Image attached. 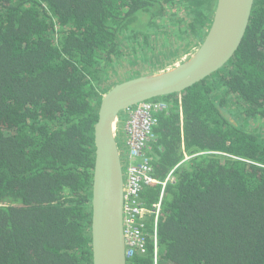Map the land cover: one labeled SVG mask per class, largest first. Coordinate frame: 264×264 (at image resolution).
I'll use <instances>...</instances> for the list:
<instances>
[{
  "label": "trees",
  "instance_id": "1",
  "mask_svg": "<svg viewBox=\"0 0 264 264\" xmlns=\"http://www.w3.org/2000/svg\"><path fill=\"white\" fill-rule=\"evenodd\" d=\"M216 5L0 0V264H93L94 125L109 69L144 56L173 8L186 13L178 36H206ZM160 99L169 107L147 150L158 183L140 199L152 210L162 198L161 211L128 264H155V230L157 264H264V0L225 68Z\"/></svg>",
  "mask_w": 264,
  "mask_h": 264
},
{
  "label": "water",
  "instance_id": "2",
  "mask_svg": "<svg viewBox=\"0 0 264 264\" xmlns=\"http://www.w3.org/2000/svg\"><path fill=\"white\" fill-rule=\"evenodd\" d=\"M255 0H217L212 23L198 50L167 70L120 81L107 91L94 125L92 186L93 264H128L125 238V165L118 125L137 104L178 95L225 68L251 22Z\"/></svg>",
  "mask_w": 264,
  "mask_h": 264
},
{
  "label": "built area",
  "instance_id": "3",
  "mask_svg": "<svg viewBox=\"0 0 264 264\" xmlns=\"http://www.w3.org/2000/svg\"><path fill=\"white\" fill-rule=\"evenodd\" d=\"M169 105L161 100L147 101L130 108L124 115L126 123L123 129L119 123V137L123 147L125 165V238L127 257L147 252V236L144 230L148 215L156 216V226L161 211L162 198L153 209H147L141 202L140 195L145 185L157 184L158 181L151 175L153 170L150 158L147 155L149 145L156 138L155 128L159 124L157 114L167 110ZM123 130V134L122 131ZM188 158V157H187ZM170 173L168 179L172 175ZM165 186L166 183H163ZM157 231L152 236L155 247V264L158 261Z\"/></svg>",
  "mask_w": 264,
  "mask_h": 264
},
{
  "label": "rangeland",
  "instance_id": "4",
  "mask_svg": "<svg viewBox=\"0 0 264 264\" xmlns=\"http://www.w3.org/2000/svg\"><path fill=\"white\" fill-rule=\"evenodd\" d=\"M168 11L169 16H172V13L175 12L177 16L174 22H164L166 27L163 32L166 31V34L151 38L150 49L145 46L143 47L144 50L139 53L140 55L145 54L144 56H138L137 60H132L131 54L127 53V58H123L121 62H117L118 64L111 66L109 69L110 80L107 81L108 87H112L120 81L130 80L137 76L160 72L157 69L161 70V68H165L163 71H166L168 68L171 69L178 63L188 60L200 47L205 35L199 38H186L185 36L177 35L176 23L178 22L176 20L177 18L186 17V13L176 8ZM119 127L120 125H118ZM255 128H259L261 134H264V126H255ZM118 141L123 150L120 137H118ZM122 159L124 161V156Z\"/></svg>",
  "mask_w": 264,
  "mask_h": 264
},
{
  "label": "crops",
  "instance_id": "5",
  "mask_svg": "<svg viewBox=\"0 0 264 264\" xmlns=\"http://www.w3.org/2000/svg\"><path fill=\"white\" fill-rule=\"evenodd\" d=\"M125 123H126V117L125 115L123 114L122 115V119H121V128L123 129V127L125 126ZM121 129L122 131V134H123V130Z\"/></svg>",
  "mask_w": 264,
  "mask_h": 264
},
{
  "label": "bare ground",
  "instance_id": "6",
  "mask_svg": "<svg viewBox=\"0 0 264 264\" xmlns=\"http://www.w3.org/2000/svg\"><path fill=\"white\" fill-rule=\"evenodd\" d=\"M212 23V22H211ZM211 23H210V25H209V27L211 26ZM209 27L207 28V30L209 29ZM198 50V49H197ZM196 50V51H197ZM194 54H192L190 57H192ZM187 61V60H186ZM184 62V61H183ZM179 64H181V63H178L177 65H179ZM177 65H175V66H177ZM171 68V67H170ZM163 69H165V68H161V70H159V69H157L158 71H163ZM167 70H169V68L167 69ZM166 70V71H167Z\"/></svg>",
  "mask_w": 264,
  "mask_h": 264
},
{
  "label": "clouds",
  "instance_id": "7",
  "mask_svg": "<svg viewBox=\"0 0 264 264\" xmlns=\"http://www.w3.org/2000/svg\"><path fill=\"white\" fill-rule=\"evenodd\" d=\"M109 91V90H108ZM104 96V95H103ZM103 99V98H102ZM160 99V98H159ZM124 114V113H123Z\"/></svg>",
  "mask_w": 264,
  "mask_h": 264
}]
</instances>
